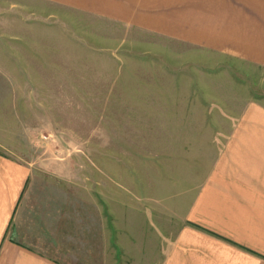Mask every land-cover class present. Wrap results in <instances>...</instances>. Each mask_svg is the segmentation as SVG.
I'll list each match as a JSON object with an SVG mask.
<instances>
[{
  "label": "crops",
  "instance_id": "crops-1",
  "mask_svg": "<svg viewBox=\"0 0 264 264\" xmlns=\"http://www.w3.org/2000/svg\"><path fill=\"white\" fill-rule=\"evenodd\" d=\"M38 1L264 69V0ZM191 130L179 133L187 149L166 162L161 185L147 174L130 191L116 178L126 204L115 217L106 190L73 167L0 152V264H264V98L236 121ZM124 241L125 256L108 254Z\"/></svg>",
  "mask_w": 264,
  "mask_h": 264
},
{
  "label": "rangeland",
  "instance_id": "rangeland-1",
  "mask_svg": "<svg viewBox=\"0 0 264 264\" xmlns=\"http://www.w3.org/2000/svg\"><path fill=\"white\" fill-rule=\"evenodd\" d=\"M262 80L264 69L119 23L38 0H0V152L73 167L76 178L106 190L114 217L115 204H126L116 178L130 191H142L147 174L161 185L166 162L187 149L180 135L236 121L247 102L264 98ZM178 123L188 130L169 128ZM125 243L108 244V254L125 256Z\"/></svg>",
  "mask_w": 264,
  "mask_h": 264
}]
</instances>
